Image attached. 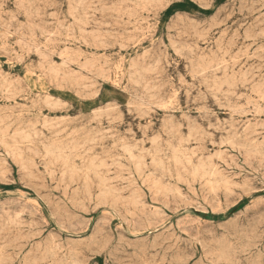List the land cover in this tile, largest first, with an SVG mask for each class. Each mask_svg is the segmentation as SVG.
Returning a JSON list of instances; mask_svg holds the SVG:
<instances>
[{"label": "rangeland", "instance_id": "rangeland-1", "mask_svg": "<svg viewBox=\"0 0 264 264\" xmlns=\"http://www.w3.org/2000/svg\"><path fill=\"white\" fill-rule=\"evenodd\" d=\"M262 20L264 0H0V264H264Z\"/></svg>", "mask_w": 264, "mask_h": 264}, {"label": "bare ground", "instance_id": "bare-ground-1", "mask_svg": "<svg viewBox=\"0 0 264 264\" xmlns=\"http://www.w3.org/2000/svg\"><path fill=\"white\" fill-rule=\"evenodd\" d=\"M31 1H32V0H31ZM76 1H77V0H76ZM82 1H83V0H82ZM86 1H88V0H86ZM131 1H132V0H131ZM146 1H147V0H146ZM153 1H154V0H153ZM20 2H21V0H20ZM79 2H80V1H79ZM79 2H78V4H77V2H74V4H75V5L77 4V6H78V5H79ZM90 2H91V1H90ZM100 2H101V1H100ZM100 2H99V3H100ZM157 2H158V1H157ZM132 3L135 4V2H132ZM136 3H137V0H136ZM258 3H259V2H258ZM58 4H59V3H58ZM82 5H83V4L81 3V6H82ZM99 5H101V3H100ZM137 5H138V4H137ZM52 6H53V5H52ZM77 6H76V7H77ZM14 7H15V6H14ZM76 7H75V8H76ZM49 8H50V7H49ZM72 8H73V7H72ZM100 8H101V7H100ZM102 8H103V7H102ZM104 9H105V8H104ZM144 9H145V8H144ZM253 9H254V8H253ZM253 9H252V10H253ZM80 10H81V9H80ZM97 10H98V9H97ZM107 10H108V9H107ZM140 10H141V9H140ZM33 11H34V10H33ZM74 11H75V10L73 9V12H74ZM76 11H77V8H76ZM87 11H88V10H87ZM91 11H92V10H91ZM98 11H99V10H98ZM98 11H97V12H98ZM118 11H119V10H118ZM141 11H142V10H141ZM231 11H232V10H231ZM256 11H257V10H256ZM93 12H94V10H93ZM95 12H96V11H95ZM107 12H108V11H107ZM112 13H114V12L112 11ZM230 13H231V12H230ZM230 13H229V14H230ZM251 13H253V12H251ZM35 14H37V11H36ZM75 14H76V13H75ZM136 15H137V14H136ZM260 15H261V14H260ZM48 16H49V15H48ZM94 16H95V15H94ZM229 16H231V14H230ZM27 17H28V16H27ZM80 17H81V16H80ZM86 17H87V16H86ZM105 17H106V16H105ZM144 17H145V16H144ZM258 17H259V16H258ZM49 18H50V17H49ZM74 18H75V15H74ZM11 19H12V18H11ZM25 19H26V18H25ZM51 19H52V18H51ZM84 19H85V21H86L87 18H84ZM217 19H218V18H217ZM256 19H257V17H256ZM9 20H10V19H9ZM12 20H13V19H12ZM73 20H74V19H73ZM13 21H14V20H13ZM36 21H37V20H36ZM80 21H81V20H80ZM132 21H133V20H132ZM139 21H140V20H139ZM257 21H258V20H257ZM262 21H264V20H262ZM71 22H72V21H71ZM73 22H74V21H73ZM82 22H83V21H82ZM192 22H193V21H192ZM194 22H195V20H194ZM14 23H15V22H14ZM49 23H50V22H49ZM78 23H79V22H78ZM132 23H133V22H132ZM182 23H183V22H182ZM220 23H222V22H220ZM220 23H219V24H220ZM256 23H258V22H256ZM263 23H264V22H263ZM22 24H23V23H22ZM71 24H72V23H71ZM81 24H82V23H81ZM93 24H94V23H93ZM180 24H181V23H180ZM185 24H186V23H185ZM192 24H193V23H192ZM194 24H195V23H194ZM253 24H254V23H253ZM260 24H261V23H260ZM260 24H259V25H260ZM59 25H60V24H59ZM197 25H198V24H197ZM254 25H255V24H254ZM55 26H56V25H55ZM214 26H216L215 23H214ZM239 26H240V25H239ZM251 26H253V25H251ZM185 27H186V26H185ZM198 27H199V25H198ZM27 28H29V27H27ZM62 28H64V27H62ZM67 28H68V26H67ZM69 28H70V27H69ZM173 28H174V27H173ZM173 28H171V29H173ZM208 28H209V27H208ZM252 28H253V27H252ZM20 29H21V28H20ZM29 29H31V28H29ZM175 29H176V28H175ZM194 29H195V28H193L192 30H194ZM246 29H247V28H246ZM38 30H39V27H38ZM68 30H69V29H68ZM79 30H81V29H79ZM82 30H84V29H82ZM133 30H134V29H133ZM136 30H137V29H136ZM192 30H191V31H192ZM197 30H198V29H196L194 32H196ZM205 30H206V29H205ZM257 30H258V29H257ZM107 31H108V30H107ZM206 31H207V30H206ZM243 31H244V30H243ZM6 32H9V31H6ZM65 32H66V31H65ZM69 32H70V31H69ZM73 32H74V31H73ZM110 32H111V31H110ZM185 32H186V31H184V33H185ZM198 32H199V31H198ZM202 32H205V31H202ZM202 32H200V33H202ZM234 32H235V31H234ZM255 32H256V31H255ZM261 32H262V31H261ZM20 33H21V32H20ZM30 33H31V32H30ZM46 33H47V32H46ZM0 34H1V33H0ZM12 34H13V33H12ZM47 34H48V33H47ZM248 34H249V33H248ZM3 35H4V34H3ZM10 35H11V34H10ZM40 35H41V34H40ZM108 35H109V34H108ZM194 35H195V33H194ZM194 35H193V36H194ZM232 35H233V34H232ZM234 35H235V34H234ZM244 35H245V34H244ZM170 36H171V35H170ZM173 36H174V35H173ZM196 36H197V35H196ZM196 36H194V37H196ZM249 36H250V35H249ZM262 36H263V35H262ZM2 37H3V36H2ZM19 37H20V36H19ZM72 37H74V36H72ZM187 37H188V36H187ZM257 37H258V36H257ZM178 38H179V37H178ZM200 38H201V37H200ZM222 38H223V37H222ZM233 38H234V36H233ZM237 38H238V37H237ZM260 38H261V37H260ZM170 40H171V39H170ZM173 40H174V38H173ZM185 40H186V39H185ZM236 40H238V39H236ZM236 40H235V41H236ZM253 40H255V39H253ZM72 41H73V40H72ZM217 41H218V40H217ZM220 41H221V40H220ZM220 41H219V42H220ZM28 42H29V41H28ZM244 42H245V41H244ZM77 43H78V41H77ZM170 43H171V42H170ZM176 43H177V42H176ZM214 43H215V42H214ZM172 44H173V43H172ZM221 44H222V43H221ZM229 44H230V43H229ZM79 45H80V44H79ZM122 45H123V44H122ZM151 45H152V44H151ZM175 45H176V44H175ZM32 46H33V48L35 47L34 45H32ZM173 46H174V45H173ZM179 46H180V45H179ZM243 46H244V45H243ZM246 46H247V45H246ZM24 47H25V46H24ZM41 47H42V46H41ZM43 47H44V46H43ZM190 47H191V46H190ZM239 47H240V46H239ZM260 47H261V46H260ZM86 48H87V47H86ZM137 48H138V47H137ZM181 48H182V47H181ZM196 48H197V46H196ZM216 48H217V47H216ZM241 48H242V47H241ZM244 48H245V46H244ZM44 49H45V48H44ZM65 49H66V48H65ZM161 49H162V48H161ZM238 49H239V48H238ZM248 49H249V48H248ZM248 49H247V50H248ZM173 50H174V49H173ZM178 50H179V49H177V52H178ZM190 50L192 51L193 49L190 48ZM190 50H189V51H190ZM198 50H199V48H198ZM91 51H92V50H91ZM175 51H176V50H175ZM210 51H211V50H210ZM217 51H218V50H217ZM36 52H37V51H36ZM65 52H66V51H65ZM181 52H183V51L180 50L179 53H181ZM185 52H186V51H185ZM192 52H193V51H192ZM218 52H219V51H218ZM231 52H232V51H231ZM241 52H242V51H241ZM48 53H49V52H48ZM228 53H229V52H228ZM142 54H143V53H142ZM153 54H154V53H153ZM176 54H177V53H176ZM237 54H238V53H237ZM20 55H21V54H20ZM36 55H37V54H36ZM41 55H42V54H41ZM190 55H191V54H190V52H189V56H190ZM199 55H200V54H199ZM191 56H192V55H191ZM225 56H227V55H225ZM252 56H253V55H252ZM151 57H152V55H151ZM202 57H203V56H202ZM253 57H254V56H253ZM38 58H40V57H38ZM44 58H45V56H44ZM191 58H192V57H191ZM204 58H205V56H204ZM65 59H66V58H65ZM202 59H203V58H202ZM215 59H217V58H215ZM18 60H20V59L18 58ZM197 60H198V59H197ZM197 60H196V61H197ZM203 60H204V59H203ZM224 60H225V59H224ZM246 60H247V59H246ZM247 61H248V60H247ZM20 62H21V61H20ZM153 62H154V61H153ZM153 62H152V63H153ZM190 62H191V61H190ZM61 63H63V61H61L60 64H61ZM142 63H144V62H142ZM156 63H157V62H156ZM159 63H160V62H159ZM201 63H202V62H201ZM154 64H155V63H154ZM154 64H153V65H154ZM216 64H217V63H216ZM262 64H263V63H262ZM262 64H261V65H262ZM46 65H47V64H46ZM128 65H130V64H128ZM177 65H178V64H177ZM208 65H209V64H208ZM250 65H251V64H250ZM261 65H260V66H261ZM115 66H116V65H115ZM118 66H120V65H118ZM155 66H156V65H155ZM186 66H187V65H186ZM218 66H219V64H218ZM220 66H221V65H220ZM236 66H237V65H236ZM241 66H242V65H241ZM48 67H49V66H48ZM48 67H47V68H48ZM79 67H80V65H79ZM207 67H208V66H207ZM216 67H217V66H216ZM146 68H147V67H146ZM150 68H151V67H150ZM156 68H157V67H156ZM156 68H155V69H156ZM198 68H199V67H198ZM198 68H197V69H198ZM200 68H201V67H200ZM252 68H253V67H252ZM256 68H257V67H256ZM78 69H79V68H78ZM129 69H130V68H129ZM132 69H133V68H132ZM142 69H144V68H142ZM142 69H140V70L142 71ZM151 69H152V68H151ZM216 69H217V68H216ZM216 69H215V70H216ZM259 69H260V68H259ZM116 70H117V69H116ZM153 70H154V69H153ZM156 70H157V69H156ZM202 70H204V69L202 68ZM207 70H208V69H207ZM210 70H212V69H210ZM231 70H232V69H231ZM256 70H257V69H256ZM256 70H255V71H256ZM208 71H209V70H208ZM216 71H217V70H216ZM142 72H143V71H142ZM145 72H147V71L145 70ZM150 72H151V71H150ZM201 72H202V71H201ZM203 72H205V71H203ZM203 72H202V74H203ZM209 72H210V71H209ZM247 72H248V70H247ZM247 72H246V73H247ZM257 72H258V71H257ZM259 72H260V70H259ZM136 73H137V72H136ZM211 73H212V72H211ZM214 73H215V71H214ZM244 73H245V72H244ZM244 73H243V75H244ZM246 73H245V75H246ZM33 74H34V73H33ZM132 74H133V73H132ZM134 74H135V73H134ZM134 74H133V78H134ZM137 74H138V73H137ZM262 74H263V73H262ZM27 75H28V74H27ZM62 75H63V74H62ZM72 75H73V74H72ZM221 75H222V74H221ZM28 76H29V75H28ZM196 76H197V74H196ZM225 76H227V75H225ZM232 76H233V75H232ZM238 76H239V75H238ZM248 76H249V75H248ZM254 76H255V75H254ZM256 76H257V74H256ZM256 76H255V77H256ZM0 77H1V76H0ZM29 77H30V76H29ZM129 77H130V76H129ZM214 78H215V77H214ZM223 78L225 79V77H223ZM232 78H233V77H232ZM232 78H231V79H232ZM234 78H235V77H234ZM240 78H241V77H240ZM245 78H246V77H245ZM31 79H32V78H31ZM129 79H130V78H129ZM139 79H140V78H139ZM139 79H138V80H139ZM191 79H192V78H191ZM216 79H217V78H216ZM219 79H220V78H219ZM226 79H227V78H226ZM238 79H239V78H238ZM130 80H131V79H130ZM141 80H142V79H141ZM192 80H193V79H192ZM209 80H210V79H209ZM213 80H214V79H213ZM232 80H233V79H232ZM235 80H236V79H235ZM247 80H248V79H247ZM250 80H251V79H250ZM263 80H264V79H263ZM263 80H262V81H263ZM3 81H4V80H3ZM29 81H30V78H29ZM125 81H127V80H125ZM144 81H145V80H144ZM151 81H152V80H151ZM189 81H190V80H189ZM219 81H220V80H219ZM225 81H227V80H225ZM134 82H135V83L137 82V84H139L138 81H135V80H134ZM141 82H142V81H141ZM190 82H191V81H190ZM212 82H213V81H212ZM236 82H237V81H236ZM5 83H6V82H5ZM129 83H130V82H129ZM205 83H206V82H205ZM215 83H216V82H215ZM223 83H224V82H223ZM223 83H222V84H223ZM234 83H235V82H234ZM245 83H246V82H245ZM247 83H248V82H247ZM220 84H221V81H220ZM225 84H226V83H225ZM235 84H236V83H235ZM34 85H36V83H35ZM44 85H45V84H44ZM139 85H140V84H139ZM215 85H216V84H215ZM244 85H245V84H244ZM91 86H92V85H91ZM135 86H136V85H135ZM140 86H141V85H140ZM146 86H147V85H146ZM227 86H228V85H227ZM230 86H231V83H230ZM230 86H229V87H230ZM35 87H36V86H35ZM84 87H85V86H84ZM92 87H93V86H92ZM136 87H137V86H136ZM138 87H139V86H138ZM142 87H143V86H142ZM154 87H155V86H154ZM212 87H213V86H212ZM255 87H257V86H255ZM131 88H132V87H131ZM143 88H144V87H143ZM147 88H149V87H147ZM204 88H205V87H204ZM220 88H221V86H220ZM257 88H258V87H257ZM145 89H146V88H145ZM145 89H144V90H145ZM151 89H152V88H151ZM153 89H155V88H153ZM161 89H162V88H161ZM208 89H209V88H208ZM233 89H234V88H233ZM128 90H129V89H128ZM139 90H140V89H139ZM209 90H210V89H209ZM240 90H241V89H240ZM246 90H247V89H246ZM252 90H253V89H252ZM56 91H57V90H56ZM212 91H213V89H212ZM224 91H225V90H224ZM44 92H45V91H44ZM147 92H149V91H147ZM231 92H233V91H231ZM238 92H239V90H238ZM255 92H257V91H255ZM2 93H3V91H2ZM215 93H216V92H215ZM229 93H230V92H229ZM229 93H228V94H229ZM241 93H242V92H241ZM241 93H240V94H241ZM250 93H251V92H250ZM95 94H96V93H95ZM97 94H98V93H97ZM144 95H145V93H144ZM148 95H149V94H148ZM152 95H153V94H152ZM152 95H151V97H152ZM156 95H159V93L156 94ZM244 95H245V94H244ZM244 95H243V96H244ZM146 96H147V95H146ZM149 96H150V95H149ZM212 96H214V94L211 95V97H212ZM222 96H223V95H222ZM139 97H141V94H140ZM155 97H156V96H155ZM225 97H226V96H225ZM225 97H224V98H225ZM244 97H245V96H244ZM141 98H142V97H141ZM143 98H144V97H143ZM145 98H146V97H145ZM166 98H167V97H166ZM204 98H205V97H204ZM204 98H203V99H204ZM224 98H223V99H224ZM229 98H230V97H229ZM147 99H148V98H147ZM214 99H218V98L215 97ZM214 99H213V100H214ZM235 99H237V98H235ZM239 99H240V98H239ZM246 99H247V97H246ZM141 100H142V99H141ZM148 100H149V99H148ZM170 100H171V99H169V101H170ZM200 100H201V99H200ZM218 100H219V99H218ZM7 101H8V100H7ZM139 101H140V100H139ZM215 101H216V100H215ZM222 101H223V100H222ZM14 102H15V101H14ZM140 102H141V101H140ZM142 102H143V101H142ZM142 102H141V104H142ZM147 102H148V101H147ZM193 102H194V101H193ZM217 102H218V101H217ZM261 102H262V101H261ZM108 103H110V102H108ZM126 103H127V102H126ZM171 103H172V102H171ZM199 103H200V101H199ZM252 103H253V102H252ZM128 104H130V103L128 102ZM146 104H147V103H146ZM166 104H167V103H166ZM250 104H251V102H250ZM254 104H255V103H254ZM58 105H59V104H58ZM109 105H110V104H109ZM147 105H148V104H147ZM149 105H150V104H149ZM159 105H160V103H159ZM46 106H48V105L46 104ZM132 106H133V105H132ZM163 106L165 107V105H163ZM163 106H162V107H163ZM167 106H168V105H167ZM220 106L223 107V105H220ZM224 106H225V105H224ZM239 106H240V105H239ZM243 106H244V105H243ZM253 106H254V105H253ZM105 107H106V106H105ZM130 107H131V105H130ZM141 107H142V106H140V108H141ZM259 107H260V106H259ZM127 108H128V106H127ZM205 108H206V107H205ZM219 108H221V107H219ZM223 108H224V107H223ZM239 108H240V107H239ZM239 108H238V110L241 109V108H240V109H239ZM106 109H107V108H106ZM106 109H105L104 111H99V110H98V112H99V113H100V112H103V113H104V112H107L108 109H107V111H106ZM110 109H111V108H110ZM138 109H139V108H138ZM101 110H102V109H101ZM139 110H140V109H139ZM146 110H148V109H146ZM149 110H150V109H149ZM182 110H183V109H182ZM222 110H223V109H222ZM238 110H237V111H238ZM241 110H242V109H241ZM241 110H240V111H241ZM237 111H236V112H237ZM240 111H239V112H240ZM255 111H256V110H255ZM261 111H262V110H261ZM90 112H91V111H90ZM93 112H94V111H93ZM127 112H128V111H127ZM191 112H192V111H191ZM205 112H206V110H205ZM253 112H254V111H253ZM96 113H97V112H96ZM96 113H95V114H96ZM135 113H136V112H134V114H135ZM260 113H262V112H260ZM174 114H175V113H174ZM198 114H199V113H198ZM239 114H240V113H239ZM242 114H243V112H242ZM251 114H252V113H251ZM131 115H132V114H131ZM180 115H181V114H180ZM209 115H211V114H209ZM244 115H245V114H244ZM247 115H248V114H247ZM188 116H189V115H188ZM44 117H45V116H44ZM99 117H100V116H99ZM169 117H170V116H169ZM169 117H168V118H169ZM171 117H172V116H171ZM180 117H181V116H180ZM95 118H96V117H95ZM107 118H108V117H107ZM51 119H52V118H51ZM138 119H139V117H138ZM217 120H218V119H217ZM215 121H216V120H215ZM172 122H173V121H172ZM189 122H190V121H189ZM231 122H232V121H231ZM233 122H235V121H233ZM107 123H108V122H107ZM166 123H167V122H166ZM163 124H164V122H163ZM172 124H173V123H172ZM193 124H194V123H193ZM208 124H210V123H208ZM233 124H234V123H233ZM45 125H48V124L45 123ZM45 125H44V126H45ZM216 125H217V123H216ZM42 126H43V125H42ZM44 126H43V127H44ZM211 127H213V126H211ZM225 127H226V126H225ZM232 127H233V126H232ZM262 127H264V126H262ZM50 128H51V127H50ZM208 128H210V126H209ZM213 128H214V127H213ZM234 128H235V127H234ZM171 129H172V128H171ZM171 129H170V130H171ZM173 129H174V127H173ZM214 129H215V128H214ZM232 129H233V128H232ZM235 129H236V128H235ZM261 129H262V128H261ZM57 130H58V129H57ZM59 130H60V129H59ZM226 130H228V129H226ZM0 131H1V130H0ZM187 131H189V129H188ZM21 132H22V131H21ZM23 132H25V131H23ZM33 132H34V131H33ZM70 132H71V131H70ZM167 132H168V131H167ZM167 132H166V133H167ZM190 132H191V131H190ZM230 132H231V130H230ZM245 132H246V131H245ZM17 133H18V132H17ZM17 133H16V134H17ZM40 133H41V132H40ZM231 133H232V132H231ZM231 133H230V134H231ZM12 134H13V133H12ZM16 134H15V135H16ZM19 134H20V133H19ZM28 134H29V133H28ZM206 134H207V133H206ZM226 134H227V133H226ZM237 134H238V133H237ZM255 134H256V133H255ZM34 135H35V134H34ZM56 135H57V134H56ZM58 135H60V134L58 133ZM196 135H197V134H196ZM207 135H208V134H207ZM244 135H245V137H246V134H244ZM21 136H22V134H21ZM27 136H30V134L27 135ZM172 136H173V135H172ZM174 136H176V135H174ZM188 136H190V135H188ZM239 136H240V135H239ZM241 136H242V135H241ZM241 136H240V137H241ZM249 136H250V135H249ZM249 136H248V137H249ZM18 137H19V136H18ZM25 137H26V136H25ZM47 137H48V136H47ZM51 137H52V135H51ZM109 137H110V136H109ZM167 137H168V136H167ZM190 137H191V136H190ZM205 137H206V136H205ZM219 137H220V136H219ZM229 137H230V136H229ZM229 137H228V138H229ZM5 138H6V137H5ZM26 138H27V137H26ZM28 138H29V137H28ZM31 138H32V137H31ZM225 138H226V137H225ZM2 139H3V137H2ZM20 139H22V137H21ZM96 139H97V138H96ZM156 139H157V138H156ZM186 139L189 140L190 138H189V137H188V138L186 137ZM186 139L184 138L185 141H187ZM229 139H231V138H229ZM241 139H242V138H241ZM12 140L14 141V139H12ZM24 140H30V139H25V138H24ZM24 140H23V141H24ZM157 140H158V139H157ZM157 140H156V141H157ZM170 140H171V139H170ZM182 140H183V139H182ZM242 140H243V139H242ZM189 141H190V140H189ZM253 141H254V140H253ZM253 141H252V142H253ZM2 142H3V141H2ZM2 142L0 141V143H2ZM16 142H17V141H16ZM46 142H47V141H46ZM176 142H177V141H176ZM180 142H181V141H179V143H180ZM256 142H257V141H256ZM262 142H263V141H262ZM91 143H93V142H91ZM152 143H153V140H152ZM238 143H240V142H238ZM11 144H12V143H11ZM11 144H9V146H10ZM17 144H19V143H17ZM27 144H28V143H27ZM29 144H31V143H29ZM39 144H41V143H39ZM52 144H53V142H52ZM166 144H167V143H166ZM225 144H226V142H225ZM234 144H235V143H234ZM236 144H237V143H236ZM246 144H247V143H246ZM31 145H33V144H31ZM41 145H42V144H41ZM169 145H170V144H169ZM169 145H168V146H169ZM228 145H229V144H228ZM238 145H239V144H238ZM249 145H250V143H249ZM258 145H259V144H258ZM11 146H12V145H11ZM11 146H10V147H11ZM22 146H23V145H22ZM44 146H45V145H44ZM44 146H43V147H44ZM47 146H49V145H47ZM52 146H53V145H52ZM52 146H51V147H52ZM126 146H127V145H126ZM170 146H171V145H170ZM179 146H180V145H179ZM245 146H246V145H245ZM250 146H252V148H253V145H250ZM255 146H256V145H255ZM260 146H261V144H260L258 147H260ZM262 146H263V144H262ZM54 147H55V146H54ZM54 147H53V148H54ZM65 147H66V146H65ZM137 147H138V146H137ZM230 147H231V146H230ZM233 147H234V145H233ZM236 147H237V146H236ZM263 147H264V146H263ZM5 148H6V147H5ZM14 148H15V147H14ZM58 148H59V147H58ZM122 148H123V147H122ZM122 148H121V149H122ZM192 148H193V147H192ZM192 148H191V149H192ZM243 148H244V147H243ZM255 148H256V147H254V149H255ZM12 149H13V148H12ZM20 149H21V148H20ZM54 149H55V148H54ZM59 149H60V148H59ZM59 149H57V150L60 151ZM64 149L66 150V148H64ZM72 149H73V148H72ZM125 149H126V148H125ZM127 149H128V148H127ZM132 149H133V147H132ZM145 149H146V148H145ZM149 149H150V148H149ZM183 149H184V148H183ZM248 149H249V148H248ZM250 149H251V148H250ZM254 149H253V150H254ZM257 149H258V148H257ZM259 149L261 150V149H264V148L261 147V148H259ZM259 149H258V150H259ZM49 150H50V149H48L46 153H48ZM67 150H69V149H67ZM81 150H82V149H81ZM133 150H135V149H133ZM170 150H171V149H170ZM173 150H174V149H173ZM51 151H52V149H51L49 152H51ZM53 151H55V150H53ZM58 151H57V152H58ZM87 151H88V150H87ZM181 151H182V150H181ZM248 151H250V150H248ZM248 151H247V152H248ZM251 151H252V150H251ZM251 151H250V152H251ZM29 152H30V151H29ZM55 152H56V151H55ZM55 152H54V155L56 154ZM67 152H68V151H67ZM136 152H137V151H136ZM147 152H148V151H147ZM157 152H158V151H157ZM166 152H167V151H166ZM174 152H175V151H174ZM182 152H183V151H182ZM263 152H264V151H263ZM263 152H262V154H263ZM8 153H9L8 155H10V152H8ZM11 153H13V151H11ZM36 153H37V152H36ZM51 153H52V152H51ZM62 153H63V152H62ZM68 153H69V152H68ZM70 153H71V152H70ZM123 153H124V152H123ZM127 153H128V152H127ZM139 153H140V152H139ZM179 153H180V152H179ZM58 154H60V153H58ZM140 154H141V153H140ZM151 154H152V153H151ZM191 154H193V153H191ZM209 154H210V153H209ZM214 154H215V153H214ZM260 154H261V153H260ZM260 154H259V155H260ZM262 154H261V155H262ZM1 155H2V154H1ZM6 155H7V154H6ZM11 155H12V154H11ZM19 155H20V154H19ZM45 155H46V154H45ZM49 155L51 156V155H53V154H49ZM60 155H62V154H60ZM60 155H57L58 159L60 158ZM65 155H66V154H64V156H65ZM68 155H69V154H68ZM137 155H138V154H137ZM162 155H163V154H162ZM178 155H179V154H178ZM261 155H260V156H261ZM42 156H43V155H42ZM143 156H144V155H143ZM154 156H155V155H154ZM176 156H177V155H176ZM193 156H194V155H193ZM212 156H214V155H212ZM8 157H9V156H8ZM61 157H63V156H61ZM76 157H78V156H76ZM138 157H139V156H138ZM183 157H184V156H183ZM187 157H189V156H187ZM207 157H210V156H207ZM13 158H14V157H13ZM13 158H12V159H13ZM18 158H20V157L18 156ZM23 158H24V157H23ZM29 158H30V157H29ZM45 158H46V157H45ZM47 158H50V157H47ZM65 158H66V157H65ZM132 158H133V157H131V159H132ZM139 158H140V157H139ZM177 158H178V157H177ZM184 158H185V157H184ZM210 158H212V157H210ZM217 158H218V157H217ZM263 158H264V156H263ZM30 159H31V158H30ZM41 159H42V158H41ZM124 159H125V158H124ZM178 159H179V158H178ZM186 159H187V158H186ZM200 159H201V158H200ZM200 159H199V160H200ZM208 159H209V158H208ZM208 159H207V160H208ZM23 160H24V159H23ZM39 160H40V159H39ZM49 160H50V159H49ZM85 160H86V159H85ZM140 160H143V159L141 158ZM140 160H138V161H140ZM168 160H169V159H168ZM199 160H198V162H199ZM20 161H21V160H20ZM50 161H51V160H50ZM55 161H56V160H55ZM81 161H82V160H81ZM161 161H162V160H161ZM177 161H179V160H177ZM189 161H190V159H189ZM195 161H196V160H195ZM262 161H263V160H262ZM29 162H30V161L28 160V162H27L26 164L29 165ZM32 162H33V161H32ZM32 162H31V163H32ZM51 162H52V161H51ZM186 162H188V161L186 160ZM5 163H6V162H5ZM64 163H65V162H64ZM181 163H182V162H180V164H181ZM23 164H24V163H23ZM43 164H44V163H43ZM100 164H101V163H100ZM198 164H199V163H198ZM32 165H33V164H32ZM65 165H66V164H65ZM76 165H77V164H76ZM101 165H102V164H101ZM26 166H27V165H25V167H26ZM29 166H30V165H29ZM29 166H28V167H29ZM90 166H91V165H90ZM90 166H89V167H90ZM144 166H145V165H144ZM161 166H162V165H160V167H161ZM25 167H24V170H25ZM72 167H73V165H72ZM91 167H92V166H91ZM91 167H90V168H91ZM95 167H96V166H95ZM191 167H192V166H191ZM194 167H195V166H194ZM197 167H198V166H196V169H197ZM200 167H202V166H200ZM203 167H205V166H203ZM203 167H202V168H203ZM73 168H74V167H73ZM86 168H87V167H86ZM103 168H104V167H103ZM70 169H71V168H70ZM80 169H81V168H80ZM83 169H84V168H83ZM92 169H93V168H92ZM161 169H162V168H161ZM193 169H194V168H193ZM196 169H194V170H196ZM198 169H199V167H198ZM24 170H23V171H24ZM72 170H74V169H72ZM76 170H77V169H76ZM90 170H91V169H90ZM90 170L88 169V171L91 173ZM194 170H193V171H194ZM208 170H209V168H208ZM26 171H27V170H26ZM78 171H79V170H78ZM161 171H162V170H161ZM161 171H160V172H161ZM163 171H164V170H163ZM213 171H214V170H213ZM31 172H32V171H31ZM31 172H30V173H31ZM46 172H47V171H46ZM50 172H51V170H50ZM72 172H73V171H72ZM81 172H82V170H81ZM94 172H95V171H94ZM197 172H198V171H197ZM197 172H196V174H197ZM210 172H212V171H210ZM210 172H208V174H209ZM65 173H66V172H65ZM74 173H75V172H74ZM95 173H98V172H95ZM153 173H154V172H153ZM216 173H217V172H216ZM0 174H1V173H0ZM110 174H111V173H110ZM148 174H149V173H148ZM155 174H157V173H155ZM198 174H200V173H198ZM206 174H207V173H206ZM206 174H204V175H206ZM217 174H218V173H217ZM219 174H220V173H219ZM219 174H218V175H219ZM27 175H28V174H27ZM64 175H65V174H64ZM77 175H78V174H77ZM77 175H76V176H77ZM187 175H188V174H187ZM213 175H215V174H213ZM71 176H72V175H71ZM219 176H220V175H219ZM222 176H223V175H222ZM29 177L32 178V176H29ZM97 177H98V176H97ZM130 177H131V176H130ZM30 178H29V179H30ZM34 178H35V177H34ZM85 178H86V176H85ZM85 178H84V181H85ZM87 178H88V177H87ZM98 178H99V177H98ZM163 178H165V177H163ZM203 178H204V177H203ZM212 178H213V176H212ZM44 179H45V178H44ZM105 179H106V178H105ZM217 179H218V178H217ZM30 180H31V179H30ZM157 180H158V179H157ZM157 180H155V181H157ZM179 180H180V179H179ZM213 180H214V179H213ZM107 181H108V180H107ZM107 181H105V182H107ZM110 181H111V180H110ZM172 181H173V180H172ZM201 181H202V178H201ZM210 181H211V180H210ZM228 181H229V180H228ZM69 182H70V181H69ZM85 182H87V181H85ZM83 183H84V182H83ZM103 183H104V182H103ZM133 183H134V182H133ZM207 183H208V182H207ZM217 183H218V182H217ZM220 183H222V182H220ZM223 183H225V182H223ZM73 184H74V183H73ZM104 184H105V183H104ZM114 184H115V183H114ZM209 184H211V182H210ZM85 185H86V187H87V189H88L87 183H86ZM141 185H142V184H141ZM226 185H227V184H226ZM228 185H229V184H228ZM230 185H231V184H230ZM69 186H70V185H69ZM81 186H82V185H81ZM209 186H210V185H209ZM214 186H215V185H214ZM217 186H218V185H217ZM67 187H68V184H67ZM225 187H226V186H225ZM82 188H83V187H82ZM82 188H81V189H82ZM84 188H85V187H84ZM104 188H105V187H104ZM227 188H228V186H227ZM108 189H109V188H108ZM108 189H106V190H108ZM104 190H105V189H104ZM112 190H113V189H112ZM109 191H110V190H109ZM114 191H115V190H114ZM120 191H121V190H120ZM176 191H177V190H176ZM105 192H107V191H105ZM158 192H160V191H158ZM167 192H170V190L168 189ZM171 192H172V190H171ZM177 192H178V191H177ZM100 193H101V192H100ZM86 194H87V193H86ZM107 194H109V193H107ZM130 194H131V193H130ZM167 194H168V193H167ZM170 195H171V194H170ZM178 195H180V194L178 193ZM82 196H83V195H82ZM95 196H96V195H95ZM103 196H105V195H103ZM116 196H117V195H116ZM171 196H172V195H171ZM168 197H169V196H168ZM83 198H84V197H83ZM90 198H91V197H90ZM94 198H95V197H94ZM118 198H119V197H118ZM130 199H131V198H130ZM137 199H138V198H137ZM189 199H190V198H189ZM75 200H76V199H75ZM91 200H92V199H91ZM131 200H132V199H131ZM46 201H47V200H46ZM49 201H50V200H49ZM95 201H96V200H95ZM100 201H102V200H100ZM58 203H59V202H58ZM98 203H100V202L98 201ZM105 203H106V202H105ZM10 204H11V203H10ZM3 205H4V204H3ZM55 205H56V204H55ZM31 206H32V205H31ZM1 207H2V206H1ZM9 207H10V206H9ZM9 207H8V208H9ZM6 208H7V207H6ZM51 208H52V206H51ZM53 208L55 209L56 207H53ZM11 209H12V208H11ZM21 209H22V208H21ZM140 209H141V208H140ZM2 210H4V209H2ZM7 210H8V209H7ZM26 210H27V209H26ZM57 210H58V209H57ZM157 210H158V209H157ZM29 211H30V210H29ZM52 211H53V210H52ZM158 211H159V210H158ZM64 212H65V211H64ZM65 213H66V212H65ZM68 213H69V212H68ZM130 213H131V212H130ZM6 214H8V213L6 212ZM16 214H17V213H16ZM23 214H24V213H23ZM54 214L56 215L57 213H54ZM69 214H70V213H69ZM20 215H21V214H20ZM130 215H131V214H130ZM31 216H32V215H31ZM59 216H60V215H59ZM61 216H62V215H61ZM69 216H71V215H69ZM18 217H19V216H18ZM10 218H11V216H10ZM16 218H17V217H16ZM67 218H68V217H67ZM76 218H77V217H76ZM129 218H130V217H129ZM13 219H14V218H13ZM68 219H70V218H68ZM84 219H85V218H84ZM70 220H71V219H70ZM81 220H82V219H81ZM81 220H80V221H81ZM87 220H88V219H87ZM87 220H86V221H87ZM9 221H10V220H9ZM76 221H77V220H76ZM76 221H75V222H76ZM101 221H102V220H101ZM44 222H45V221H44ZM16 223H17V222H16ZM64 223H65V222H64ZM186 224H187V223H186ZM17 225H18V224H17ZM19 225H21V224H19ZM35 226H36V225H35ZM63 226H64V225H63ZM95 226H96V225H95ZM188 226H189V225H188ZM31 228H32V227H31ZM94 228H95V227H94ZM2 229H3V228H2ZM98 229H99V228H98ZM165 229H166V227H165ZM235 229H236V228H235ZM14 230H15V229H14ZM95 230H96V229H95ZM163 230H164V229H163ZM236 230H237V229H236ZM98 231H99V230H98ZM161 231H162V230H161ZM196 231H197V230H196ZM196 231H195V232H196ZM1 232H2V231H1ZM245 232H246V231H245ZM238 234H240V233H237V235H238ZM248 234H250V233H248ZM228 235H229V234H228ZM230 235H231V234H230ZM19 236H21V235H19ZM26 236H27V235H26ZM233 236H234V235H233ZM137 237H138V236H137ZM248 237H249V236H248ZM66 238H67V237H66ZM101 238H102V237H101ZM122 238H123V237H122ZM238 238H239V237H238ZM47 239H48V238H47ZM51 239H52V238H51ZM53 239H54V238H53ZM89 239H90V238H89ZM93 239H94V238H93ZM96 239H97V238H96ZM251 239H252V238H251ZM251 239H249V240H251ZM3 240H4V239H3ZM15 240H16V238H15ZM54 240H55V239H54ZM60 240H61V239H60ZM77 240H79V239H77ZM81 240H83V238H82ZM140 240H141V239H140ZM236 240H237V239H236ZM65 241H66V240H65ZM70 241H71V239H70ZM96 241H97V240H96ZM137 241H138V240H137ZM148 241H149V240H148ZM220 241H221V240H220ZM227 241H228V239L226 240V242H227ZM232 241H234V240H232ZM237 241H238V240H237ZM50 242H51V241H50ZM93 242H94V240H93ZM122 242H123V241H122ZM213 242H214V241H213ZM9 243H10V242H9ZM32 243H33V242H32ZM52 243H53V242H52ZM73 243H76V242L73 241ZM73 243H71V244H73ZM89 243H90V242H89ZM94 243H95V242H94ZM248 243H249V242H248ZM71 244H70V245H71ZM78 244H79V243H78ZM95 244H96V243H95ZM101 244H102V243H101ZM141 244H142V243H141ZM212 244H214V243H212ZM6 245H7V244H5V246H6ZM8 245H9V244H8ZM73 245H74V244H73ZM76 245H77V244H76ZM98 245H99V243H98ZM142 245H143V244H142ZM142 245H141V246H142ZM238 245H240V244H238ZM39 246H40V245H39ZM52 246H53V245H52ZM54 246H56V245H54ZM74 246H75V245H74ZM74 246H73V247H74ZM225 246H226V245H225ZM1 247H3V246H1ZM12 247H13V246H12ZM56 247H58V246H56ZM71 247H72V246H71ZM86 247H87V246H86ZM86 247H85V248H86ZM102 247H103V246H102ZM204 247H205V245H204ZM208 247H209V246H208ZM219 247H221V246H219ZM245 247H246V246H245ZM3 248H6V247H3ZM10 248H11V247H10ZM10 248H9V249H10ZM51 248H52V247H51ZM54 248H55V247H54ZM74 248H75V247H74ZM132 248H135V247L133 246ZM237 248H239V247H237ZM29 249H30V248H29ZM150 249H151V248H150ZM242 249H243V248H242ZM2 250H4V249H2ZM2 250H1V251H2ZM37 250H38V249H37ZM138 250H139V249H138ZM143 250H144V249H143ZM220 250H221V249H220ZM1 251H0V252H1ZM50 251H51V250H50ZM52 251H53V250H52ZM95 251H96V250H95ZM229 251H230V250H229ZM243 251H244V250H243ZM93 252H94V251H93ZM97 252H98V251H97ZM111 252H112V251H111ZM157 252H158V251H157ZM219 252H220V251H219ZM230 252H231V251H230ZM52 253H53V252H52ZM71 253H73V252H71ZM225 253H226V252H225ZM225 253H224V254H225ZM241 253H243V252H241ZM244 253H245V252H244ZM47 254H48V253H47ZM91 254H92V253H91ZM117 254H118V253H117ZM231 254H232V253H231ZM235 254H236V253H235ZM235 254H234V255H235ZM48 255H49V254H48ZM63 255H64V254H63ZM63 255H62V256H63ZM72 255H73V257L75 256L74 253H73ZM156 255H157V254H156ZM166 255H167V254H166ZM166 255H165V256H166ZM182 255H183V254H182ZM228 255H229V253H228ZM241 255H242V254H241ZM49 256H50V255H49ZM53 256H54V254H53ZM65 256L67 257V255H65ZM204 256H205V255H204ZM220 256H221V255H220ZM2 257H3V256H2ZM70 257H71V256H70ZM117 257H118V256H117ZM153 257H154V256H153ZM161 257H162V256H161ZM223 257H224V256H223ZM7 258H8V257H7ZM50 258H51V257H50ZM50 258H49V259H50ZM74 258H75V257H74ZM74 258H73V259H74ZM123 258H124V257H123ZM123 258H122V259H123ZM165 258H166V257H165ZM165 258H164V259H165ZM221 258H222V257H221ZM224 258H226V257H224ZM227 258H228V257H227ZM73 259L71 258V259H69V260H72V262H73V261H75L77 258H76L75 260H73ZM90 259H92V258H90ZM185 259H186V258H185ZM187 259H188V258H187ZM219 259H220V258H219ZM61 260H62V259H61ZM63 260H64V259H63ZM67 260H68V258H67ZM88 260H89V259H88ZM108 260H109V259H108ZM123 260H124V259H123ZM130 260H131V259H130ZM142 260H143V259H142ZM176 260H177V259H176ZM230 260H231V259H230ZM230 260H229V261H230ZM234 260H235V259H234ZM236 260H237V259H236ZM255 260H256V259H255ZM43 261H44V260H43ZM78 261H79V260H78ZM106 261H107V260H106ZM177 261H178V260H177ZM201 261H202V260H201ZM208 261H209V260H208ZM218 261H219V260H218ZM226 261H227V260H226ZM1 262H2V261H1ZM3 262H4V261H3ZM51 262H52V261H51ZM61 262H62V261H61ZM64 262H65V260H64ZM122 262H123V261H122ZM131 262H132V261H131ZM172 262H173V261H172ZM179 262H180V260H179ZM179 262H177V263H179ZM181 262H183V261H181ZM253 262H254V261H253ZM256 262H257V260H256ZM256 262H255V263H256ZM141 263H142V262H141ZM141 263L139 262V264H141ZM184 263H185V260H184ZM184 263H183V264H184ZM231 263H232V262H231ZM32 264H33V263H32ZM34 264H35V263H34ZM49 264H50V263H49ZM51 264H52V263H51ZM69 264H71V263H69ZM73 264H75V262H74ZM77 264H78V263H77ZM80 264H81V263H80ZM128 264H129V263H128ZM153 264H154V262H153ZM197 264H198V263H197ZM210 264H213V263H210ZM234 264H235V263H234ZM236 264H237V262H236ZM253 264H254V263H253ZM256 264H257V263H256Z\"/></svg>", "mask_w": 264, "mask_h": 264}]
</instances>
